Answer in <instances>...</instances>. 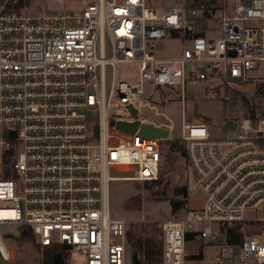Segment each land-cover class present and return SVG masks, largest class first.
I'll use <instances>...</instances> for the list:
<instances>
[{
    "label": "built area",
    "instance_id": "built-area-1",
    "mask_svg": "<svg viewBox=\"0 0 264 264\" xmlns=\"http://www.w3.org/2000/svg\"><path fill=\"white\" fill-rule=\"evenodd\" d=\"M214 14L220 34L209 38L201 24ZM165 39L180 43L179 55L157 52L153 41ZM130 63L136 82L117 74ZM196 80L207 82V99L245 116L217 135L206 118L182 116L186 209L160 224L161 264L201 261L207 246L209 264H264V0H175L160 11L145 0H94L56 14L0 0V225L28 226L41 247L67 245L86 264H126L127 221L111 215L110 183L158 178L172 125L143 112L168 102L154 97L164 89L182 107ZM113 101L126 117L111 113ZM141 124L168 134L143 136ZM235 225L242 239L229 242ZM8 258L0 237V264Z\"/></svg>",
    "mask_w": 264,
    "mask_h": 264
},
{
    "label": "rangeland",
    "instance_id": "rangeland-1",
    "mask_svg": "<svg viewBox=\"0 0 264 264\" xmlns=\"http://www.w3.org/2000/svg\"><path fill=\"white\" fill-rule=\"evenodd\" d=\"M94 0H30V7L37 13H77L87 4ZM148 5L153 6L158 11L167 6L175 4V0H145ZM201 30L205 33L217 37L220 34V23L216 15L206 24H201ZM154 48L164 56H177L181 52V45L177 40L165 39L162 41H153ZM117 74L121 80L127 82H136L138 78V64H125L121 68L117 67ZM259 71L249 72L247 76H258ZM187 91L191 92L190 97L186 98L181 107L179 101L169 100L172 91L164 89L156 91L154 97L168 100L163 103L164 106L158 109L145 110V118L150 121H163L172 125L171 133L174 139L180 141L182 116L184 123H189L195 118H207L210 122L214 134L221 130V124L227 119H239L245 116L241 107L230 106L218 99H207L206 92L207 82L203 80L188 81L185 84ZM156 99V100H158ZM152 106L153 103H149ZM111 113L115 116H127V111L117 101L111 105ZM148 111V112H146ZM167 146H165V151ZM174 169L164 172L161 182L148 185L139 181H120L115 180L110 183V212L114 218H122L127 221L126 234L134 240H139V235H153L160 238V224L165 219H171L183 214L186 209L183 205L172 210L170 200L177 198L175 191L183 185L181 163L177 164ZM115 176L125 174H114ZM138 198L139 206L134 203L127 206L130 199ZM196 197L191 196L189 207H193ZM18 227L11 225H0V237L4 247L9 252V258L4 264H41L42 247L36 240L22 239L18 240ZM264 242V237L260 240ZM189 254L194 255L195 250L188 246ZM215 248L204 247L203 259L192 262V264H209V258ZM197 255V254H195ZM133 248L132 245L125 242V261L126 264H132ZM69 264H86V255L84 252L71 249L68 256Z\"/></svg>",
    "mask_w": 264,
    "mask_h": 264
},
{
    "label": "trees",
    "instance_id": "trees-1",
    "mask_svg": "<svg viewBox=\"0 0 264 264\" xmlns=\"http://www.w3.org/2000/svg\"><path fill=\"white\" fill-rule=\"evenodd\" d=\"M30 0H28L29 2ZM247 103V101H244ZM206 120H208L206 118ZM186 151L185 144L183 141L178 139L172 140L169 145V149L165 154L163 166L160 169V173L157 179L151 181H144L146 184H154L161 182V177L164 172L174 169L177 164L183 163L185 161ZM177 198L171 199L170 204L172 210L179 209L183 204L185 194V188L181 185L175 192ZM138 198L130 199L127 202V206H131L136 203L139 206ZM224 229V227H222ZM19 235L18 240L29 239L35 240L34 234L28 226H21L17 228ZM226 239L229 242H239L242 239V231L239 225L229 226L226 228ZM139 240L137 244L132 245L133 248V257L132 264H161L162 253H163V237L160 235V238H155L153 235H146L141 237L138 236ZM70 252V247L64 244L53 243L49 245L42 246V255H41V264H69L68 256ZM191 258L199 259V255H191Z\"/></svg>",
    "mask_w": 264,
    "mask_h": 264
},
{
    "label": "water",
    "instance_id": "water-1",
    "mask_svg": "<svg viewBox=\"0 0 264 264\" xmlns=\"http://www.w3.org/2000/svg\"><path fill=\"white\" fill-rule=\"evenodd\" d=\"M209 41H212V39H209ZM230 54H233L232 51H230ZM187 98L190 97V93H187ZM132 116H136V111L135 109H131ZM114 122V121H112ZM117 128L125 131V132H134L136 128L138 127V122L133 121V122H126V121H115L113 123ZM235 126V122L233 120H226L221 124V131L223 133L232 130ZM139 134L143 136H151V137H166L168 134V131L163 128L155 127L152 124H141L139 126ZM127 241L131 245L137 244V240L132 239L128 234H126Z\"/></svg>",
    "mask_w": 264,
    "mask_h": 264
},
{
    "label": "crops",
    "instance_id": "crops-1",
    "mask_svg": "<svg viewBox=\"0 0 264 264\" xmlns=\"http://www.w3.org/2000/svg\"><path fill=\"white\" fill-rule=\"evenodd\" d=\"M211 32H212V31H211ZM211 32H209V34L206 33L207 36H208L209 38H215V36H213V35L210 34ZM218 36H219V35H218ZM218 36H217V37H218Z\"/></svg>",
    "mask_w": 264,
    "mask_h": 264
}]
</instances>
